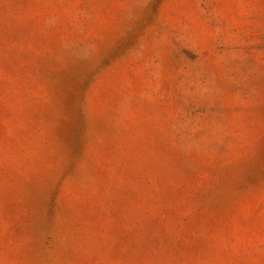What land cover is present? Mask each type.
<instances>
[{"label":"rangeland","instance_id":"1","mask_svg":"<svg viewBox=\"0 0 264 264\" xmlns=\"http://www.w3.org/2000/svg\"><path fill=\"white\" fill-rule=\"evenodd\" d=\"M0 264H264V0H0Z\"/></svg>","mask_w":264,"mask_h":264}]
</instances>
